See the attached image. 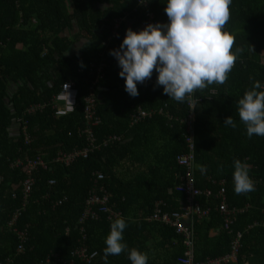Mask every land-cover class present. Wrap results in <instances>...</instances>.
<instances>
[{
    "label": "trees",
    "instance_id": "16d2710c",
    "mask_svg": "<svg viewBox=\"0 0 264 264\" xmlns=\"http://www.w3.org/2000/svg\"><path fill=\"white\" fill-rule=\"evenodd\" d=\"M166 5L167 0H0V264H86L74 256L83 243L98 253L91 264H104L105 238L116 217L99 212L96 219L81 222L95 185L108 195L110 210L125 218L128 248L147 252L148 264H178L184 255V238L175 227L146 218L158 203L171 218L185 211L184 169L176 158L186 152V122L170 121L165 113L186 117L190 106L164 94L156 72L137 85L138 96H130L118 61L110 55L129 27L140 31L150 16L168 22ZM229 8L227 27L236 30V45L244 52L225 84L195 93L196 186L214 195L198 198L209 215L191 220L194 258L201 263L230 253L241 234L238 261L232 264H264V137L249 139L237 111L238 99L254 81L264 83V0H232ZM117 22L118 36L111 40ZM69 31L75 36H68ZM102 60L105 76L93 88L100 148L68 166L55 163L37 170L26 200L28 175L14 167L17 160L41 154L50 165L59 152L87 146L84 108L97 79L91 68ZM68 81L78 89L74 111L57 116L48 106L27 114L29 106L51 101ZM139 105L153 115L130 125ZM228 116L236 128L223 124ZM26 121L31 145L21 126ZM16 126L22 136H12ZM112 135L122 141L102 145ZM235 158L250 165L256 181V190L246 195L234 193ZM224 180L230 208L243 209L230 228L220 210ZM18 211L22 214L14 221ZM108 264H131L128 251L108 256Z\"/></svg>",
    "mask_w": 264,
    "mask_h": 264
},
{
    "label": "clouds",
    "instance_id": "9594fccd",
    "mask_svg": "<svg viewBox=\"0 0 264 264\" xmlns=\"http://www.w3.org/2000/svg\"><path fill=\"white\" fill-rule=\"evenodd\" d=\"M231 4L232 0H167V23H148L140 31L126 29L119 48L110 50L118 61L125 91L138 96L137 85L156 72V85L162 86L164 94L177 103L190 102L193 109L191 101L196 92L202 93L213 84H225L244 52L243 47L236 45V30L227 27ZM237 111L249 139L264 137V83L254 81L238 99ZM223 124L237 127L232 116L226 117ZM222 167L218 166V171ZM200 171L203 174L206 168L201 166ZM232 176L236 195L256 190L247 162L235 158ZM127 226L123 216L111 222L103 249L104 264H108V256L126 250L131 264H148L147 252L136 247L129 249L125 243L123 233Z\"/></svg>",
    "mask_w": 264,
    "mask_h": 264
},
{
    "label": "built area",
    "instance_id": "2783aa9c",
    "mask_svg": "<svg viewBox=\"0 0 264 264\" xmlns=\"http://www.w3.org/2000/svg\"><path fill=\"white\" fill-rule=\"evenodd\" d=\"M150 15V14H149ZM149 17V16H148ZM155 17V16H154ZM150 16V18L144 22V27L148 23H167L161 19L154 18ZM118 28L119 22L115 24V29L112 33V39H115L118 36ZM106 62L102 60L100 66H92V73L95 75L97 79L93 82V86L91 87L90 94L86 97V105L84 108L85 119L87 126L82 130V133L85 135L87 146L82 150H75L71 153L59 152L57 156L51 161L50 165H48L47 161L44 159V155L37 154L36 156H31L27 154L25 160L19 159L14 164V167L22 168V170L28 175L25 181V194L26 200L29 199L32 194V186L34 184V173L39 169H50L52 164H61V165H70L79 157H87L90 152L100 148L97 144V140L95 137L94 127L99 124L100 117L97 113L96 108V95L94 93V85L105 75H103V68L106 67ZM78 98V89L75 85L68 81L65 82L60 91L55 94L51 101L49 102H40L32 104L27 109V114H35L37 111H41L48 106H51L55 111L57 116L66 115L72 111H74L75 106L77 105ZM197 98L194 96L191 101V106L196 108L195 102ZM190 106V102H188ZM165 106H162L159 109V112L164 114ZM195 108L189 110V114L186 117H174L170 112H166L165 115L167 118L172 121L173 118L178 119L180 121L186 122V130H185V144H186V152L182 155H179L176 158L177 165L184 169V174L180 176L181 179V187L184 191V195L186 196V203L184 206V213L178 217L171 218L169 213L163 212L161 208V203L156 204V207L151 215H149L146 219L151 222H160L166 225L175 227L177 233L184 238L185 252L180 258H178V264H232L233 262L238 260L239 251L241 248V240L242 235L239 234L235 239L231 253L226 256L210 259L206 262H196L194 258V233L192 229L191 220L192 217L197 216L199 218L206 217L209 215L210 210H205L201 208V205L198 201V198L201 195H207L208 197L213 196V192L211 190H201L196 186V142H195ZM153 110L144 109L143 106L139 105L132 112L130 116V125L137 124L140 120H144L147 117L153 115ZM21 124V123H20ZM23 127V131L25 134V142L26 145H31L33 143V138L29 130L28 122L21 124ZM19 127V126H18ZM20 135V127L17 134L14 136ZM22 136V134L20 135ZM122 138L117 135L109 136L107 140L102 142V145H108L116 142H121ZM50 161V160H49ZM223 188L220 192V198L222 200L220 210L222 214L226 218L227 228L233 224L235 217L243 212V209L238 208H230L228 199H227V188L225 187L226 181H222ZM63 201V200H61ZM59 201L57 204H61ZM109 197L103 192L98 185H95L91 190L90 195L85 204V210L81 217V222H84L88 218L96 219L98 217V213H110L111 217H117L110 208H109ZM21 211L15 215L14 221H17ZM25 237V234H21V238ZM85 236L83 239L85 240ZM20 251L23 250L21 246ZM74 256L78 257L82 262L86 264H91L98 257V253L96 251H91L85 243H83L75 252ZM55 258H58L57 255H54ZM50 259L47 260V263Z\"/></svg>",
    "mask_w": 264,
    "mask_h": 264
},
{
    "label": "rangeland",
    "instance_id": "374dc122",
    "mask_svg": "<svg viewBox=\"0 0 264 264\" xmlns=\"http://www.w3.org/2000/svg\"><path fill=\"white\" fill-rule=\"evenodd\" d=\"M68 36H75L74 35V31H69V33H67ZM263 63H264V58H263ZM19 131V127L16 126L15 129L12 131V136H14L15 134H17Z\"/></svg>",
    "mask_w": 264,
    "mask_h": 264
},
{
    "label": "crops",
    "instance_id": "0c3cea01",
    "mask_svg": "<svg viewBox=\"0 0 264 264\" xmlns=\"http://www.w3.org/2000/svg\"><path fill=\"white\" fill-rule=\"evenodd\" d=\"M263 211H264V209H263ZM262 225L264 226V222L262 223ZM241 249V248H240ZM240 252V251H239ZM231 253V252H230ZM229 254V253H228ZM228 254H226V255H228ZM226 255H224V256H226ZM223 257V256H222ZM238 261V260H237ZM237 261H235V262H237Z\"/></svg>",
    "mask_w": 264,
    "mask_h": 264
}]
</instances>
